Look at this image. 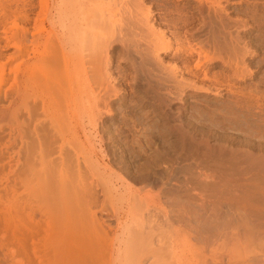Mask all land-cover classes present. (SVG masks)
<instances>
[{
    "label": "bare ground",
    "instance_id": "bare-ground-1",
    "mask_svg": "<svg viewBox=\"0 0 264 264\" xmlns=\"http://www.w3.org/2000/svg\"><path fill=\"white\" fill-rule=\"evenodd\" d=\"M0 264H264V0H0Z\"/></svg>",
    "mask_w": 264,
    "mask_h": 264
},
{
    "label": "rangeland",
    "instance_id": "rangeland-1",
    "mask_svg": "<svg viewBox=\"0 0 264 264\" xmlns=\"http://www.w3.org/2000/svg\"><path fill=\"white\" fill-rule=\"evenodd\" d=\"M128 97H126V100L124 101V99H122V100H118V99H115L114 101H113V104H112V107H113V112L114 111H116L117 112V114H116V112H114L113 113V118L110 120V121H108L106 124V126L110 129V127H111V130H115L116 128H118L117 127V125H119L120 123L122 124V127H124L125 128V130L127 129V127H129V126H132V127H130L131 129H129L130 130V133H133L132 135H135V134H137V128L134 126V121L135 120H133V119H135V117L133 118V115L132 114H130V112H132L133 114L136 112V114H134V115H137V112H139V113H142V112H147L148 110H149V107L147 108L146 106H142V105H139L140 103H139V101L137 100V99H135L134 100V98L132 97V98H128ZM133 100H134V102H133ZM137 100V101H136ZM119 101H121L122 102V104H121V102H119ZM129 101V102H128ZM127 102V103H126ZM131 102H132V104H131ZM117 103V104H116ZM125 103V104H124ZM135 103V104H134ZM128 104H131V105H128ZM119 105V106H118ZM125 105L128 107H125ZM121 106V108H119ZM134 106H139L138 108H135ZM114 107H115V110H114ZM142 107V108H141ZM146 107V108H145ZM122 108H124V109H122ZM126 108V109H125ZM132 108H134V109H132ZM145 108V109H144ZM117 109V110H116ZM128 109H129V112H128ZM138 109V110H137ZM121 110V112H119V111ZM123 110H125V112L123 111ZM127 110V111H126ZM137 110V111H136ZM140 111H142V112H140ZM121 115H120V114ZM124 113V114H123ZM119 114V115H118ZM122 115H123V117L125 116V118H123L122 119ZM131 115V116H130ZM120 116H121V118H120ZM120 118V120L119 119H116V118ZM130 117V118H129ZM133 118V119H132ZM125 119V120H124ZM121 120H123V121H121ZM130 121V122H129ZM133 123H132V122ZM114 122V123H113ZM127 122V123H126ZM131 123H132V125H131ZM111 124V125H110ZM120 124V125H121ZM126 124V125H125ZM115 126H116V128H115ZM133 126H134V128H133ZM128 130V129H127ZM128 130V131H129ZM136 130V131H135ZM132 131H134V132H132ZM199 131V130H198ZM197 133V135H194V136H197L198 137V133L199 132H196ZM200 135V134H199ZM113 144V143H112ZM195 158V157H194ZM196 159V158H195ZM182 159H180V161H181ZM184 161V160H183ZM190 160H187V162H189ZM181 164H186V163H184V162H182Z\"/></svg>",
    "mask_w": 264,
    "mask_h": 264
}]
</instances>
